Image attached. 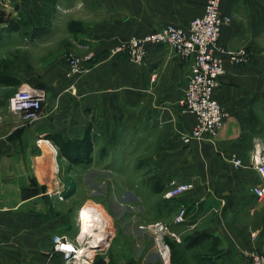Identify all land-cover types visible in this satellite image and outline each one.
Segmentation results:
<instances>
[{"label":"crops","instance_id":"obj_1","mask_svg":"<svg viewBox=\"0 0 264 264\" xmlns=\"http://www.w3.org/2000/svg\"><path fill=\"white\" fill-rule=\"evenodd\" d=\"M206 2L4 0L0 264H55L64 256L54 251L55 236L85 247L81 214L90 203L81 184L86 183L87 168L115 172L110 161L120 138L144 146L145 160L157 171L162 187L159 208L179 236L172 249L190 252L167 264H245L249 252L264 254V198L251 191L264 184L254 167L255 157L264 155L258 110L264 102V0H222L221 14L231 22L222 26L217 44L226 73L215 96L229 117L214 138L182 140L196 123L181 103L193 58L184 59L171 46L156 44L147 46L142 61L110 53L113 44L134 35L168 24L187 28L204 13ZM56 25L63 26L61 32ZM240 47L251 54L245 64L235 65L226 52ZM73 51H91L95 57L72 78L67 57ZM72 81L76 92L69 89ZM23 84L47 93L45 113L34 123L22 121L8 108L9 98ZM54 134L76 142L65 149L67 154ZM87 138L92 142L89 155ZM234 158L242 165L235 167ZM173 179L193 181L194 188L168 197ZM183 204L186 219L175 223ZM171 205L175 214L168 217ZM198 234L205 237L192 245L190 240Z\"/></svg>","mask_w":264,"mask_h":264},{"label":"built area","instance_id":"obj_2","mask_svg":"<svg viewBox=\"0 0 264 264\" xmlns=\"http://www.w3.org/2000/svg\"><path fill=\"white\" fill-rule=\"evenodd\" d=\"M4 0H0V7ZM222 0H207L204 13L194 17L187 28L168 24L142 36L134 35L128 41L114 46L112 55L126 54L130 59L142 61L150 44L169 45L180 57L193 58L194 62L189 76L188 86L181 101L184 109L196 117L193 129L182 135L184 143L194 140L214 138L224 126L229 117L228 111L221 105L215 96L217 88L226 73L224 58L219 56L217 44L222 26L231 22L230 16L221 14ZM228 59L232 63L244 62L249 53L246 48L227 51ZM94 54L87 51L85 54L72 53L67 57L69 67L68 75L72 78L79 74L87 62L92 61ZM69 89L76 92L74 81ZM47 93L43 88L23 84L9 98V110L19 116L26 123H34L42 118L45 113ZM234 166L239 167L242 161L234 158ZM254 167L264 180V155L255 157ZM194 188L193 181L180 182L171 180L165 193L168 197H178ZM251 191L259 198H264V184L254 185ZM187 208L183 204L178 208L175 223H182L186 219ZM153 231L155 242L162 260L169 262L172 255V246L169 240H179L178 234L172 230L170 224L156 221L149 226ZM54 251L64 253L66 258L79 259L76 251L66 250L61 236H55ZM74 244V243H73ZM74 244L76 247L81 246ZM69 263V262H68ZM245 264H264V254L249 252Z\"/></svg>","mask_w":264,"mask_h":264},{"label":"rangeland","instance_id":"obj_3","mask_svg":"<svg viewBox=\"0 0 264 264\" xmlns=\"http://www.w3.org/2000/svg\"><path fill=\"white\" fill-rule=\"evenodd\" d=\"M73 27V25L69 26L72 31ZM54 28L61 32L63 26L56 25ZM129 39L120 40L113 45L118 46ZM262 44L264 47V40ZM240 48H246L249 55L244 62L233 63L235 65L245 64L251 54L249 48ZM237 49L239 48L229 51ZM258 110L262 114L264 126V102L258 106ZM125 140L126 138H120L119 149L113 152V161H110L115 172L107 167L87 168L86 183L81 184L82 192L87 197L86 204L90 203L86 214L84 212L81 214L83 224L81 234L86 230L87 219L95 215L106 222V233L96 230L93 236H88L84 242L85 254L75 263H71L75 259L66 258L64 255L57 257L55 264H94L93 261L98 258H103L106 264H167L159 254L153 231L149 227L156 221L170 223L159 208L160 194L155 190L159 185L157 171L152 170L146 162L147 155L142 152L143 145H138L136 142L126 144ZM83 176L81 175L82 182ZM172 209L171 205L167 210L168 217L174 216L175 212ZM106 238L108 241L103 247L92 248L95 243L100 245ZM172 252L171 258L190 256V252L182 250H172Z\"/></svg>","mask_w":264,"mask_h":264},{"label":"bare ground","instance_id":"obj_4","mask_svg":"<svg viewBox=\"0 0 264 264\" xmlns=\"http://www.w3.org/2000/svg\"><path fill=\"white\" fill-rule=\"evenodd\" d=\"M105 224L106 222L104 220H101L99 217L97 216H90L87 219V223H86V230H84L85 232L82 234L81 239H86L88 236H93L94 232L96 230L101 231L102 233H106V228H105ZM104 237V236H103ZM107 239V238H106ZM96 241V240H95ZM93 243V242H92ZM103 243V242H102ZM96 244V243H95ZM94 244V245H95ZM98 246V245H95ZM66 250H70L73 252L76 251L77 256L78 257H82L84 255V251H85V247L80 246L79 248L76 247L74 244L72 243H65V247Z\"/></svg>","mask_w":264,"mask_h":264},{"label":"trees","instance_id":"obj_5","mask_svg":"<svg viewBox=\"0 0 264 264\" xmlns=\"http://www.w3.org/2000/svg\"><path fill=\"white\" fill-rule=\"evenodd\" d=\"M52 138L54 139V141H56V143H58V145L60 146V148L62 149V152L67 154V152L65 151L66 148H68V146L70 147L72 144H75L76 142L72 141V140H63L60 134H54L52 136ZM86 150H87V154L89 155L90 152L92 151V142L87 138V142H86ZM160 185H158L156 187V192H160L161 191ZM205 237V235L203 234H198L192 237V239L190 240V243L192 245H195L197 243H199L203 238ZM170 244L172 245V248L174 247V241L173 240H169ZM173 250V249H172ZM174 251V250H173ZM173 254V252H172ZM94 264H106L105 260L103 258H98L96 260L93 261ZM130 264H134V263H130Z\"/></svg>","mask_w":264,"mask_h":264},{"label":"water","instance_id":"obj_6","mask_svg":"<svg viewBox=\"0 0 264 264\" xmlns=\"http://www.w3.org/2000/svg\"><path fill=\"white\" fill-rule=\"evenodd\" d=\"M107 241H108V238L103 243H101L100 245L94 246V247L91 246V247L96 248V249H100L101 247H103L106 244Z\"/></svg>","mask_w":264,"mask_h":264}]
</instances>
